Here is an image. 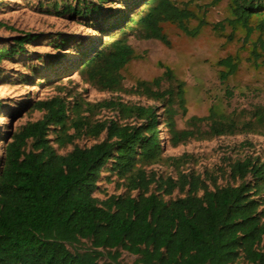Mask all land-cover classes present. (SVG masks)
<instances>
[{
  "label": "trees",
  "instance_id": "trees-1",
  "mask_svg": "<svg viewBox=\"0 0 264 264\" xmlns=\"http://www.w3.org/2000/svg\"><path fill=\"white\" fill-rule=\"evenodd\" d=\"M219 1L212 0V4ZM106 3L114 0L84 2L79 9L65 4L60 14L103 17ZM129 14L128 10L107 16L106 24L114 18L111 27L118 28L107 44L89 47L86 43L83 47L90 56L82 61L79 74L98 90L120 87L121 71L134 55L126 38L129 31L139 40H158L168 46L164 23L174 24L189 37H197L208 24L204 14L190 28L196 13L172 0H144L134 18ZM226 27L230 28L228 41L242 32L238 40L241 51L247 52L243 61L264 68V0H231L229 16L212 26L219 33ZM28 37L15 40L13 51L0 49V62L10 52L21 51ZM241 62L238 54L219 59L220 82L226 84ZM163 78L173 85L160 90ZM183 84L167 68L153 79L156 90L146 82L137 87L153 99H166L164 125L169 127L173 145L203 134L202 124L208 127L205 134L211 136L235 130L234 118L212 110L203 118L190 117V129H176L177 111L172 106L176 101L183 104ZM225 95L230 99L233 92L226 88ZM91 106L79 100L74 111H89ZM97 106L134 116L136 122L98 121L87 132L94 137L105 133V138L81 147L75 139L84 130L86 119L77 114L69 121L67 102L55 96L36 101L33 108L42 112L41 118L26 123L9 138L0 170V264H120L122 251L136 256V264H264V206L260 199L264 163L252 157L231 163L230 178L240 181L239 185L219 186L209 173L204 177L179 173L176 180L162 175L156 178L152 170L136 165L160 159L157 111L118 99L103 100ZM254 115L264 123V108ZM70 128L75 133H68ZM51 133L55 134L54 144L60 148L73 145L71 150L58 153ZM102 172L125 179L128 193L95 197ZM153 183L168 197L175 189L186 192L165 199L150 191ZM133 191L137 194H131ZM79 244H85L82 252L70 249Z\"/></svg>",
  "mask_w": 264,
  "mask_h": 264
},
{
  "label": "rangeland",
  "instance_id": "rangeland-1",
  "mask_svg": "<svg viewBox=\"0 0 264 264\" xmlns=\"http://www.w3.org/2000/svg\"><path fill=\"white\" fill-rule=\"evenodd\" d=\"M143 1L114 0L113 4L102 6L103 17L93 15L85 19L60 12L65 4L79 9L84 2L96 3V0H0V49L7 47L13 51L15 40L29 36L21 51L10 52L0 62V170L4 149L11 135L26 123L41 118L42 112L35 110L33 104L55 96L67 102L69 121L76 119L77 114L86 119L84 130L78 131L80 134L75 139L81 147H88L105 138V133L94 137L87 132L98 121L136 122L134 116L97 106V103L118 99L130 105L153 107L160 116L157 132L162 153L157 162L138 163L136 168L152 170L156 178L162 175L176 180L179 173H194L202 177L209 173L216 178L219 186L239 185L240 181L230 178L231 163L247 157L264 163V123L254 115L258 108H264V68L243 61L247 52L241 51L238 40L242 38L241 31L236 32L233 41H228L229 27L223 33L212 28L214 23L229 16L231 0H220L216 4H212V0H172L179 6L188 5L196 13L197 17L189 23L190 28L196 27L204 14L208 24L200 29L197 37H189L174 24L164 23L162 28L169 40L168 46L158 40H139L129 31L126 38L134 55L121 71L123 80L118 89L98 90L79 74L82 61L90 56L83 51L86 43L89 47L102 42L105 45L110 37L117 35L118 28L111 27L115 19L106 24L107 16L129 10V17L134 18ZM237 54L242 58L238 72L226 84L221 83L219 59ZM167 68L178 81L184 83L183 104L176 101L172 106L177 111L174 117L176 129H190L187 126L190 117L203 118L212 110L217 115L234 118L235 130L211 136L205 134L208 127L202 124L203 134L173 145L169 127L164 125L167 119L166 99H153L137 88L139 83L146 82L156 90L152 81L162 76ZM172 85L171 81L163 78L160 90ZM226 88L233 92L230 99L226 98ZM79 100L94 106L89 111L83 108L76 114L74 106ZM68 133H75V130L70 128ZM49 138L54 144L55 134L51 133ZM54 147L58 153L64 154L73 145L60 148L54 144ZM126 183L116 174L102 172L94 196L105 199L110 195H125L128 193ZM207 183L211 188V180ZM150 191H156L165 199H174L186 192L175 189L168 197L157 189L155 183L150 186ZM131 194L136 195L137 191ZM260 199L264 206V193ZM84 246L79 244L70 249L82 252ZM120 255V264H136V256L123 251ZM105 261L110 262L106 258ZM237 264L247 263L240 261Z\"/></svg>",
  "mask_w": 264,
  "mask_h": 264
}]
</instances>
